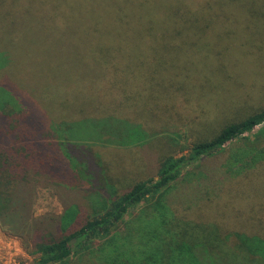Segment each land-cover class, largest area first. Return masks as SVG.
I'll return each mask as SVG.
<instances>
[{"label": "rangeland", "instance_id": "374dc122", "mask_svg": "<svg viewBox=\"0 0 264 264\" xmlns=\"http://www.w3.org/2000/svg\"><path fill=\"white\" fill-rule=\"evenodd\" d=\"M189 1L191 5L188 0H144L141 8L131 6L130 16H134L139 28L155 26L160 31L158 39L152 38L153 31L143 36L140 30L133 37H129V31L120 37L110 29L101 35L88 36L90 15L86 0H69L68 19L64 21L52 19V10L35 0H26L10 15L0 16V41H3L2 37L7 39L3 45H7L11 65L18 71L23 90L17 91L13 87V92L31 111L45 106L43 98L48 93V97H56L57 103H66L67 109L78 107L85 111L83 116L86 115L91 99L96 96L95 91L75 84L82 81L96 83L99 60L106 57L105 52L111 47L121 51L117 56L119 62L126 64L132 74H137L134 79L136 86L128 88L133 92V98L124 100V107L119 105L115 108L121 125L135 126L138 133H142L138 127L153 121L161 107L170 100L167 87L175 75L173 62L176 59L172 61L173 58L167 56L169 43L176 42L180 46L195 42L196 55L192 63L198 78L202 74L208 80L223 77V88H217L219 92L196 99L191 104L187 117L197 119L190 123L191 126L185 124L174 128L167 125L163 132L158 133L156 129L163 125L155 123L153 131L135 146L93 145L84 139L64 143L57 140L56 135L46 138L31 133L26 142L33 146L53 142L54 150L50 156L60 159L63 162L61 172L65 170V183L61 184L65 189L56 193L54 188H34L33 216L61 214V202H67L65 197L69 195L72 202L80 206V215H90L93 207H99L100 202L128 190L134 183L155 179L156 166L162 156L186 154L193 138L205 132V128L235 120L264 101V0ZM177 12H183L185 17L182 21L186 25L174 17ZM106 34L109 40L103 37ZM164 45L167 52L161 50ZM212 54L218 58L214 60ZM176 62L184 63V58H178ZM221 62L223 69H219ZM142 71L151 73V81H141ZM62 82L69 84L58 93L54 89ZM226 86L230 87L229 91ZM243 100L249 104L242 106ZM114 102L120 104L122 99L116 96ZM100 108L104 110L102 105ZM37 115L44 122L47 119L44 113L37 111ZM85 118L92 123L93 117ZM79 120L76 117L73 121L79 124ZM40 127L45 129L48 125L44 123ZM69 133L77 137L87 135L88 130L71 129ZM56 142L63 146H56ZM223 157L222 154L208 161L203 173L192 169L194 172L184 174L181 180L171 185L166 199L170 212L182 220L215 222L225 229L264 234V176L260 180L256 177L257 169L264 172V163L250 174L243 173L238 178L228 179L218 168ZM222 187L220 194L218 189ZM232 193L236 195L234 198L230 197ZM142 208L143 205H139L130 209L124 219L128 228L126 233L135 239L133 251L137 250V229L141 223L147 225L149 222L148 216L144 215L148 210L143 211ZM0 229L16 239L23 250L16 264H33L37 255L29 253L23 238L1 225ZM102 241L100 237L95 238L85 259L95 262L97 256H102L98 252ZM74 256L70 258L73 260Z\"/></svg>", "mask_w": 264, "mask_h": 264}, {"label": "trees", "instance_id": "16d2710c", "mask_svg": "<svg viewBox=\"0 0 264 264\" xmlns=\"http://www.w3.org/2000/svg\"><path fill=\"white\" fill-rule=\"evenodd\" d=\"M25 1L0 0V16L10 15ZM35 1L52 10V19H68L69 0ZM86 1L90 15L88 36L101 35L104 30L110 29L120 37L127 31L129 37H133L140 30L143 36L153 31L152 38H159L158 28H139L140 24L133 14V17L130 16L131 6L141 8L144 0ZM174 17L186 25L182 21L185 17L183 12H177ZM103 37L110 39L108 34ZM1 40L7 39L2 37ZM3 41H0V225L23 238L29 253L37 255L33 264H101V260L102 264H264V234L225 229L215 222L182 220L175 217L166 204L173 183L181 180L184 174L194 172L192 169L203 173L205 164L222 154L224 157L218 168L228 179L238 178L243 173L250 174L264 163V101L235 120L216 122L214 128H205V132L193 138L186 154L162 156L156 166L155 179L134 183L128 190L100 202L99 207H93L90 215L79 214L80 206L72 202L71 195L65 197L67 202H61L62 213L59 215L33 216L31 212L35 187L54 188L56 193L65 189L61 185L65 183V170L61 172L60 169L63 162L50 156L54 150L53 142L33 146L26 142L31 133L46 138L56 135L57 140L64 143L84 139L90 140L93 145L123 148L139 144L142 137L144 139L148 132L153 131L155 123L163 125L156 129L161 133L167 125L179 128L197 120L187 117L191 104L196 99L209 94L211 97L219 92L217 88H223V77L208 80L202 74L198 78L192 63L196 55L193 48L195 42L180 46L176 42L168 44L170 51L167 56L172 57V61L184 58V63L173 62L175 75L167 87L170 100L161 107L153 121L138 127L142 131L138 133L135 126L123 127L116 118L115 106L124 107V100L133 98L134 94L128 88L136 86L134 79L137 77L131 69H127L126 64L119 62L117 56L121 51L117 47L106 50V57L99 60V77L95 84L86 81L75 84L91 87L96 94L83 116L85 111L78 107L67 109L66 103H57L56 97H48V93L43 98L45 106L31 111L13 92L15 88L17 91L22 88L18 71L11 65L12 59ZM161 50L167 52L165 45ZM212 57L214 60L218 58L216 54ZM220 68L223 69V62ZM140 75L141 81H151L150 72L142 71ZM67 84L62 82L54 90L59 93ZM226 88L229 91L230 87ZM116 96L122 99L120 104L114 102ZM242 102V106L249 104L245 100ZM100 105L104 110L101 111ZM37 111L47 116L45 122ZM76 117L80 118L79 124L73 121ZM85 117H93L92 123L85 121L89 119ZM44 123H47L48 129L40 127ZM71 129L82 132L87 129L88 134L70 136ZM58 144L56 142V146H63ZM263 174L257 169V180L262 179ZM223 189H218L220 194ZM216 195L221 197L218 193ZM235 196L230 194L231 198ZM139 205H143V211L150 212L144 214L149 222L147 225L141 223L137 229V250L133 251L135 239L126 233L128 228L124 219L130 209ZM180 220L182 224L179 225ZM96 237L103 239L98 247L103 259L97 256L93 262L85 257ZM71 240H74L72 246ZM73 255L72 260L70 256Z\"/></svg>", "mask_w": 264, "mask_h": 264}, {"label": "built area", "instance_id": "2783aa9c", "mask_svg": "<svg viewBox=\"0 0 264 264\" xmlns=\"http://www.w3.org/2000/svg\"><path fill=\"white\" fill-rule=\"evenodd\" d=\"M22 255L23 250L16 239L0 229V264H16V260Z\"/></svg>", "mask_w": 264, "mask_h": 264}, {"label": "water", "instance_id": "95a60500", "mask_svg": "<svg viewBox=\"0 0 264 264\" xmlns=\"http://www.w3.org/2000/svg\"><path fill=\"white\" fill-rule=\"evenodd\" d=\"M73 240H71V246H72Z\"/></svg>", "mask_w": 264, "mask_h": 264}]
</instances>
